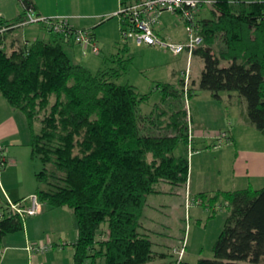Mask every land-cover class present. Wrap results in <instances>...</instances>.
<instances>
[{
  "label": "trees",
  "instance_id": "1",
  "mask_svg": "<svg viewBox=\"0 0 264 264\" xmlns=\"http://www.w3.org/2000/svg\"><path fill=\"white\" fill-rule=\"evenodd\" d=\"M21 1L24 10L16 18L0 17V30L9 27L0 33V92L28 118L32 155L43 165L36 194L51 208L74 210V264H157L143 218L148 197L162 192L160 183H188L189 155L175 154L180 142L190 140L186 97L197 87L219 101L222 92L237 93L247 105L244 120L264 134V0H213L212 17L200 19L204 42L193 52L204 60L200 81H192L188 92L184 79L158 83L163 106L151 115L142 111L151 93L118 82L125 50L113 57L116 67L93 72L72 60L63 38L27 41L17 31L36 5ZM220 197L230 212L215 257L174 264H264V186L219 190L211 200ZM24 222L0 215V245ZM103 224L108 236L100 241Z\"/></svg>",
  "mask_w": 264,
  "mask_h": 264
},
{
  "label": "rangeland",
  "instance_id": "2",
  "mask_svg": "<svg viewBox=\"0 0 264 264\" xmlns=\"http://www.w3.org/2000/svg\"><path fill=\"white\" fill-rule=\"evenodd\" d=\"M7 1L9 6V13L7 14L14 16L17 14L19 2L22 5L23 3L21 0H4L6 4ZM46 1L49 3L50 1H53L52 7L57 8L58 0ZM61 4L63 5L62 1ZM10 5H12L13 8L10 7ZM103 9V6H99L95 10L92 9V11L93 13H102ZM117 12H115L114 15H107L105 21L99 26V39L102 46L99 45L97 40L96 43L100 49L103 47V52H94L92 44L88 49H85L83 44L77 43V46L81 47V49L84 50V53L91 54L92 58L97 61V64L99 63L97 65L98 67L94 63L91 65V69L94 72H97L105 60L106 63H104L102 67L104 69L116 67L118 63L111 62L109 54L105 50L106 46H104H110L114 52L116 51L115 48L111 46V38L114 37L115 33H118L120 40L125 41L121 34V27H119L120 16ZM199 13V18H211V6L205 5ZM173 14L177 19V24L183 28L185 22L180 14ZM65 16L71 17V21L76 17L73 14ZM29 25L34 30H38L42 29L43 23H32ZM176 27H178V25H175V29ZM17 32L21 35L23 29L20 27ZM28 36L31 37L32 35L28 34ZM128 42L130 49L129 51L123 52L124 55H126V62H124L126 69L118 82L121 84H134V82H136V85L138 84V91L141 93H151L150 99L142 104V111L156 110L158 106H163L162 92L161 90L156 89L157 84L160 82L171 81V74L174 72L177 74V79L181 78V76L183 77V72L188 66L187 54L180 56L175 55L168 49L157 46H139L131 39ZM191 64L193 74L195 73V77L198 79L200 74L199 68H203L204 60L199 56H194L193 63L191 61ZM191 83L192 80H190L189 86ZM229 94V92H222V95L225 97ZM0 95V97H3L2 99H5L1 93ZM187 98L188 104L185 101V107L189 109L188 123L192 138H190L188 144L183 141L180 142L175 149V154L177 156L182 154L189 155L193 177L196 178L198 183H202L207 177V181H204L207 184H203L206 188H218L220 185V179L225 181V186H227L228 189L245 187L246 185L244 182H247L246 180L243 182L242 180H237L235 182L233 178V162L237 152L236 149L241 150L243 155L250 159L251 164L259 153L262 155L264 154V134L255 127H250V125L244 120L243 111L246 112L247 105L245 106V109H243L242 106L227 107L222 101L216 99L211 91L202 90L198 87L196 88V92L192 96L186 97L185 100H187ZM214 106L218 108V111H221L217 112L220 113L219 119L218 114L214 113L212 117H216L215 119L212 120L208 117L209 120L205 118L204 121H202V119L200 120L198 114L200 113L202 117H204V115L209 113ZM200 121L202 123H200ZM244 121L248 126L247 124H243ZM230 122H232L233 125H231ZM40 128L41 125L38 123L36 125L37 131H39ZM195 128H203V130H207L210 132V138L205 142L197 139L194 141L193 131ZM233 128L235 129L237 140L234 139V142H231V137H228L225 139V142L220 143L218 137L221 133L227 132L229 136ZM28 132L29 134L24 132L23 135L31 136L32 143L33 133L31 128H29ZM18 138L24 141L22 135H18L17 139ZM20 139L18 140L21 141ZM215 141L217 142V145H215ZM229 142L233 143V145L235 144L236 148H231L230 145L232 144H229ZM10 143L15 145H10ZM25 144L17 145L15 139H8L7 141L0 140V145L4 146L6 149L7 158L9 156V149L11 150L10 153L16 154L18 158V163H12L8 158L5 167L2 169L0 168V191L4 194L2 197L3 199L6 198L7 200L13 201V199L15 200V198H18L17 196H21L24 192L36 187L37 180L35 173L40 171L43 165L39 159L33 157L32 153L29 152L28 157L26 151L27 149L28 151L30 150ZM30 147L32 149V146ZM196 150H200L199 152L201 154L195 155L194 153H196ZM220 169H222V177L217 176ZM252 181L256 188H262L264 186V177H253ZM157 188L162 192L151 194L148 197L145 212L146 215L149 214L150 206H157L160 208L159 212L156 213L157 222L153 224L154 228L164 233L169 237L170 241L176 244L175 251L171 252L168 261L171 263L177 261L180 254L176 252V249L181 250L183 247L186 252V261L197 263L201 259H213L215 257V244L225 227L226 219L230 212V208L225 203L224 199L220 197L214 204L211 200V196L216 194L217 191L209 193L208 197L203 198L196 196L191 188L189 189L190 193L187 194L186 185H174L162 182ZM187 198L192 202L190 206H187ZM3 203L6 204V202ZM145 221L146 217L144 216L143 222ZM102 235L104 237L108 236L107 224L102 225L100 236Z\"/></svg>",
  "mask_w": 264,
  "mask_h": 264
},
{
  "label": "crops",
  "instance_id": "3",
  "mask_svg": "<svg viewBox=\"0 0 264 264\" xmlns=\"http://www.w3.org/2000/svg\"><path fill=\"white\" fill-rule=\"evenodd\" d=\"M36 5V11L41 15H70L73 14L76 17L71 21L72 24L75 27L78 28H87L91 29L96 37V40L98 41L99 45H101L100 37H99V26L105 21V18L107 15H114L115 12L119 9L120 5L125 3H132L139 0H58V6L57 8L52 7V2H47L46 0H33ZM61 1L63 5L61 4ZM11 2V1H10ZM50 4V5H49ZM61 4V5H60ZM19 2L17 14L14 16H11L8 10V1L7 4L4 2V0H0V14L1 18L3 20H12L16 18L23 10L24 6ZM103 6V12L102 13H93L92 9H97V7ZM10 7L13 8L12 5ZM101 18V19H100ZM204 19V18H200ZM175 25H178L175 29ZM23 29V33H21V36L25 40L33 41L36 39H42L46 41H50L54 38V34L48 31V29L42 25V29L34 30L30 25H21L20 26ZM119 27H121V22L119 21ZM158 32L168 39H172L175 41L184 42L186 40V33H185V26L181 28L179 24H177V19L174 17V14L171 12H166L161 17V24L158 27ZM28 34H31L32 36H28ZM57 36V35H56ZM60 37V36H58ZM63 38V37H60ZM118 33L114 34V37L111 38L112 41V47L115 48L114 50L107 45L106 51L109 54V58L111 59V62H113V57H115L121 49L125 51H129L130 45L128 41L120 40ZM64 40V48L66 52L69 54V56L72 58V60L76 63H81L86 65L91 71H93L91 68V65L94 63L96 66L97 61L92 58L91 54L84 53V50L81 49V47L77 46V43L73 39H65ZM102 46V45H101ZM100 46V47H101ZM103 48V47H102ZM100 49L101 52H103V49ZM187 54L188 57V66L187 69H190V80L196 81L197 83L200 81L201 73L204 68L200 69L199 78L197 79L195 77V73L193 74V68L191 61L189 59L188 53H182L180 56H183ZM108 58V57H107ZM106 58V59H107ZM106 63V60L103 61ZM104 63H102L104 65ZM103 65L97 70L99 71L102 68ZM98 67V66H97ZM183 72V77L177 79V74L174 72L171 74V81L167 82H160V83H169L172 85H178L180 81L183 79L186 82V71ZM94 72V71H93ZM190 82V81H189ZM121 84V83H120ZM130 84V83H126ZM135 86L138 89V84L136 85V82L134 84H131ZM2 95L3 93L0 92ZM1 96V95H0ZM4 96V95H3ZM3 97H0V140L7 141L8 139H15L17 145H23L25 144L30 151H26L32 153L31 149V136H24L23 133L26 132V134L29 130L28 120L25 116V114L14 107L10 105L6 97L5 99H2ZM222 102L227 107L228 106H242L243 109H245L246 103L242 101V99L239 97L237 93H230L227 97L222 95ZM6 100V101H4ZM7 102V103H6ZM224 105V106H225ZM153 110L145 111L144 114L151 115ZM221 112L218 111V108L214 106L209 113L205 114L204 117L199 113L198 117H200V120L204 121L205 119H215L216 117H212L214 113L218 114V119ZM242 121V120H241ZM200 123H202L200 121ZM242 123V122H241ZM231 125L232 122H230ZM243 124H247L245 121ZM248 126V124H247ZM251 127V125H250ZM210 132L207 130H203V128H195L193 131V140H201L202 142L207 141L208 138H210ZM18 135H22L24 137V141L20 139L19 141L17 139ZM231 135V136H230ZM230 135L228 137H231V142H234V139L236 138L235 129L233 128L230 132ZM225 142V141H224ZM229 142L231 148H236V145ZM215 145H217V142L215 141ZM10 145H15L13 143H10ZM7 146V145H5ZM9 149V161L12 163H18V158L16 154H11ZM200 150H196L194 153L195 155L201 154L199 152ZM236 156L234 159L233 164V178L236 182L237 180L242 182L246 180L247 182H244L246 185L243 188H247L249 186H252L256 188L253 185V177L261 176L264 177V154L262 155L259 153L253 160V165L250 162V159L243 155L241 150L236 149ZM198 152V153H197ZM179 156V155H178ZM201 161V160H200ZM261 161V163H260ZM222 169L218 171V175L222 177ZM36 175V173H35ZM207 178V177H206ZM205 180L207 181V179ZM37 180V179H36ZM204 180V181H205ZM202 181V183H198L196 178L193 177V170L191 172V166H190V174H189V180L186 185L187 194L190 193L189 189L191 188L192 191L195 193L196 196H199L201 193H212L214 191H232L237 189H243V188H237V189H228L224 180L220 179V185L218 188L215 189H209L206 188L203 184H207L206 182ZM210 182V181H209ZM200 184V185H199ZM38 181L35 188H31L30 190L24 192L21 196H17L18 198L13 199V201L18 200H25L28 198L29 195L35 194L38 189ZM260 189V188H256ZM12 191V190H10ZM3 193L0 191V197L2 202H6L7 199H3ZM42 211L38 215L35 216H29L25 219L24 222V229L10 233L6 235L0 245V264H74V256L76 252L75 243L78 238V221L76 214L74 210L68 206H62L57 208H51L47 203H42ZM160 210L157 206H150V212L145 217L146 221L143 222V228L142 231L149 235L154 243V251L156 253V263L157 264H170L171 262L168 261L169 256L172 251H175L176 244L170 241L169 237L166 236L161 231H158L154 228V225L156 220V213H158ZM108 231V228H107ZM97 240H105L107 237H104L103 235L100 236V232L98 234ZM30 243H51V248L45 252H30L28 250V246ZM174 249V250H173ZM175 253V252H174ZM177 254V253H176ZM186 252L184 254L183 259L185 260ZM175 262H172L171 264H174Z\"/></svg>",
  "mask_w": 264,
  "mask_h": 264
},
{
  "label": "built area",
  "instance_id": "4",
  "mask_svg": "<svg viewBox=\"0 0 264 264\" xmlns=\"http://www.w3.org/2000/svg\"><path fill=\"white\" fill-rule=\"evenodd\" d=\"M213 0H139L132 3H122L117 14L120 16L121 34L125 41L134 40L137 45L157 46L170 50L175 55L187 52L191 60L193 52L204 42L200 25L199 12L205 5L211 6ZM165 12L180 14L185 22L187 40L184 42L175 41L163 37L158 32L161 24V17ZM26 19L21 25L32 23H43V25L54 35L65 39H73L76 43L84 45L85 49L93 45V51L100 53V48L96 43V37L91 29L78 28L71 23L69 16H45L39 14L34 8L26 10ZM1 17V14H0ZM9 27H4L0 33H4ZM186 92L189 89L190 69L186 71ZM188 104V98H187ZM190 138H192L190 131ZM228 138L227 132H222L218 137L219 142L223 143ZM8 158L6 149L0 145V168H4ZM187 198V206L191 205ZM6 210L0 209V215L11 213L19 215L24 220L29 216H35L42 211V202L35 193L25 200L16 202L6 201ZM51 243H30L28 250L32 253H45L51 248ZM180 254L179 259H183L185 248L176 249Z\"/></svg>",
  "mask_w": 264,
  "mask_h": 264
}]
</instances>
